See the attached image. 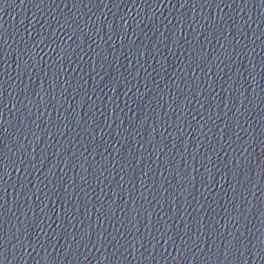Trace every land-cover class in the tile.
<instances>
[{"label": "water", "instance_id": "water-1", "mask_svg": "<svg viewBox=\"0 0 264 264\" xmlns=\"http://www.w3.org/2000/svg\"><path fill=\"white\" fill-rule=\"evenodd\" d=\"M0 264H264V0H0Z\"/></svg>", "mask_w": 264, "mask_h": 264}]
</instances>
